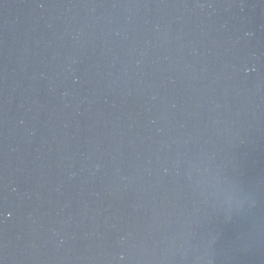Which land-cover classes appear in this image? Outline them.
Wrapping results in <instances>:
<instances>
[{"label": "water", "instance_id": "1", "mask_svg": "<svg viewBox=\"0 0 264 264\" xmlns=\"http://www.w3.org/2000/svg\"><path fill=\"white\" fill-rule=\"evenodd\" d=\"M0 264H264V0H0Z\"/></svg>", "mask_w": 264, "mask_h": 264}]
</instances>
